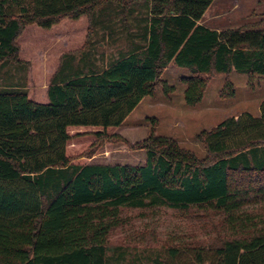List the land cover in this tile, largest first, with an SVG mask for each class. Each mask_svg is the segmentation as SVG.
I'll list each match as a JSON object with an SVG mask.
<instances>
[{
	"label": "trees",
	"instance_id": "obj_1",
	"mask_svg": "<svg viewBox=\"0 0 264 264\" xmlns=\"http://www.w3.org/2000/svg\"><path fill=\"white\" fill-rule=\"evenodd\" d=\"M213 1L0 0V264H264V100L259 117L245 113L200 131L203 157L152 130L130 145L145 150L142 164L85 163L116 140L114 130L143 97L159 85L173 90L160 80L169 63L190 71L182 79L189 106L213 73L264 77L262 24H200ZM100 8L126 29L138 23L129 47L103 69L80 58L70 70L75 58L62 60L47 102L30 99L9 71L24 64L22 30L87 15L91 31ZM124 207L211 211L220 221L207 243L132 256L108 245Z\"/></svg>",
	"mask_w": 264,
	"mask_h": 264
},
{
	"label": "rangeland",
	"instance_id": "obj_2",
	"mask_svg": "<svg viewBox=\"0 0 264 264\" xmlns=\"http://www.w3.org/2000/svg\"><path fill=\"white\" fill-rule=\"evenodd\" d=\"M114 13L103 8L96 11V24L91 31L87 15L75 20L61 18L49 29L35 24L26 26L17 38L23 67L18 72L9 68L14 73L17 87L26 91L33 101L45 103L47 87L62 60L75 58V65L71 64L70 70L81 67L80 58L103 69L118 58L119 52L129 47L138 23L126 29L124 23L123 27L118 23L119 16ZM259 22L264 28V0H215L203 18L204 25L220 29L242 28ZM189 73L188 69L169 63L160 80L173 90L166 93L159 85L153 96L143 97L114 130L116 140L103 141L93 155L85 158V163L142 164L145 150L133 149L130 145L148 136L152 130L157 135L174 138L179 145L203 157L205 149L196 137L200 131L214 128L230 117L245 113L254 117L260 115L264 77L249 78L234 71L213 73L201 100L189 106L184 101L185 84L182 82ZM221 90H232L233 95L221 97ZM217 221L220 216L211 211L205 214L197 209L185 212L169 207H124L120 209L119 224L108 234V245L121 246L132 256L147 254L152 258L156 254L164 255L170 245L207 243L208 235L212 234L211 223ZM182 257L190 259V251L186 249Z\"/></svg>",
	"mask_w": 264,
	"mask_h": 264
},
{
	"label": "crops",
	"instance_id": "obj_3",
	"mask_svg": "<svg viewBox=\"0 0 264 264\" xmlns=\"http://www.w3.org/2000/svg\"><path fill=\"white\" fill-rule=\"evenodd\" d=\"M215 1V0H214ZM214 1L212 2V4L214 3ZM212 4L210 5V7L212 6ZM210 7L206 10V12L204 13V15H203V17H202V19L200 20V24H203V18L205 17V15H206V13H207V11L210 9ZM204 25V24H203ZM205 26H207V25H205ZM207 27H209V26H207ZM210 28H215V27H210ZM216 29H220V28H216ZM260 116V115H259ZM259 116H257V117H259Z\"/></svg>",
	"mask_w": 264,
	"mask_h": 264
}]
</instances>
